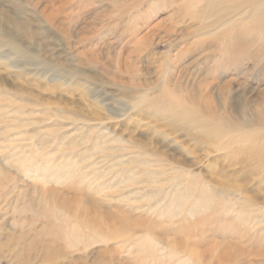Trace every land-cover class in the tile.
<instances>
[{
    "label": "rangeland",
    "instance_id": "obj_1",
    "mask_svg": "<svg viewBox=\"0 0 264 264\" xmlns=\"http://www.w3.org/2000/svg\"><path fill=\"white\" fill-rule=\"evenodd\" d=\"M243 3L0 0V264H264Z\"/></svg>",
    "mask_w": 264,
    "mask_h": 264
},
{
    "label": "bare ground",
    "instance_id": "obj_2",
    "mask_svg": "<svg viewBox=\"0 0 264 264\" xmlns=\"http://www.w3.org/2000/svg\"><path fill=\"white\" fill-rule=\"evenodd\" d=\"M244 1V3L243 4H246V5H248V6H250V7H253V10H252V12H258L259 13V17L261 18V19H259V20H261L260 22H257L258 24H261V25H263L264 26V0H243ZM217 2V0H211V3H216ZM29 4V3H28ZM61 6V5H60ZM252 12H251V15H252ZM261 15V16H260ZM264 28V27H263ZM164 104V103H163ZM165 106V108L166 109H168V110H170L171 112H172V110H173V112H175V113H181V114H184L185 115V112H184V109L182 108V107H180V106H178V105H172L171 103H167L166 102V104L164 105ZM187 118V117H186ZM256 141V140H255ZM252 143H254V142H252ZM58 195V194H57ZM51 196V195H50ZM59 197V196H58ZM65 202V201H64ZM63 202V203H64ZM63 205V204H62ZM80 205V204H79ZM66 206V205H65ZM91 210V209H90ZM86 214V213H85ZM90 221H91V219H90ZM131 223V222H130ZM133 224V223H132ZM133 225H135V224H133ZM74 227V226H73ZM149 227V226H148ZM122 228H124V227H122ZM150 228V227H149ZM148 228V229H149ZM98 229V228H97ZM73 229H71V231H72ZM93 230H95V229H93ZM123 230H125V229H123ZM131 230V229H130ZM146 231V230H145ZM76 232V231H75ZM78 232V231H77ZM115 232V231H114ZM113 232V233H114ZM118 232V231H117ZM125 232V231H124ZM75 234V233H74ZM119 234V233H118ZM126 234V233H125ZM71 235H73V233L71 234ZM71 235H70V237H71ZM122 235V234H121ZM69 236V235H68ZM115 236V235H114ZM114 236H112L113 238H115ZM70 237H68V238H70ZM74 237H75V235L73 236V240L74 241H76V238H78V237H76L75 239H74ZM151 237V236H150ZM149 237V238H150ZM81 238H82V236H81ZM152 238V237H151ZM153 238H154V236H153ZM103 239V238H102ZM155 239V238H154ZM80 240V239H79ZM107 241V240H106ZM148 241V240H147ZM154 242V241H153ZM148 243V242H147ZM148 245H149V243H148ZM152 245V244H151ZM151 245H150V248H151ZM154 245V244H153ZM143 246H144V244L142 245V248H143ZM155 246V245H154ZM146 247H148L147 246V244H146ZM149 248V249H150ZM152 248H153V246H152ZM143 249H145V248H143ZM146 250H147V248H146ZM156 250V249H155ZM153 251V250H152ZM170 254H172V251H171V253ZM169 254V255H170ZM173 254H176V253H173ZM226 254V253H225ZM227 255V254H226Z\"/></svg>",
    "mask_w": 264,
    "mask_h": 264
}]
</instances>
